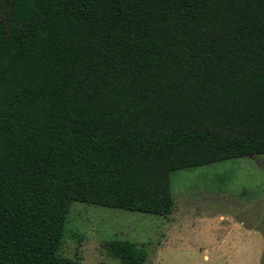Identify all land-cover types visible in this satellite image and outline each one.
Here are the masks:
<instances>
[{"label":"trees","instance_id":"trees-1","mask_svg":"<svg viewBox=\"0 0 264 264\" xmlns=\"http://www.w3.org/2000/svg\"><path fill=\"white\" fill-rule=\"evenodd\" d=\"M259 154L264 0H0V264H84L74 201L165 217L173 171Z\"/></svg>","mask_w":264,"mask_h":264},{"label":"rangeland","instance_id":"rangeland-1","mask_svg":"<svg viewBox=\"0 0 264 264\" xmlns=\"http://www.w3.org/2000/svg\"><path fill=\"white\" fill-rule=\"evenodd\" d=\"M171 181L165 217L74 201L59 254L123 264L106 244L128 239L145 246L144 264H264V154L175 170Z\"/></svg>","mask_w":264,"mask_h":264},{"label":"crops","instance_id":"crops-1","mask_svg":"<svg viewBox=\"0 0 264 264\" xmlns=\"http://www.w3.org/2000/svg\"><path fill=\"white\" fill-rule=\"evenodd\" d=\"M221 240V241H220ZM222 241H223V238H221V239H219V241H216L219 245L222 243ZM236 247H238V246H236ZM206 257V256H205Z\"/></svg>","mask_w":264,"mask_h":264}]
</instances>
